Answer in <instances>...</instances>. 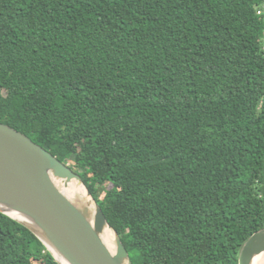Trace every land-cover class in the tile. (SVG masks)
<instances>
[{
    "label": "trees",
    "instance_id": "1",
    "mask_svg": "<svg viewBox=\"0 0 264 264\" xmlns=\"http://www.w3.org/2000/svg\"><path fill=\"white\" fill-rule=\"evenodd\" d=\"M261 9L0 0V123L80 174L132 264H239L264 228ZM0 264L59 263L0 212Z\"/></svg>",
    "mask_w": 264,
    "mask_h": 264
},
{
    "label": "water",
    "instance_id": "2",
    "mask_svg": "<svg viewBox=\"0 0 264 264\" xmlns=\"http://www.w3.org/2000/svg\"><path fill=\"white\" fill-rule=\"evenodd\" d=\"M73 180L87 189L95 202L93 211L71 200L58 184L67 187ZM3 206L22 214L31 224L13 217ZM0 212L32 230L59 264L51 247L71 264H132L118 232L114 230V251L103 240L104 230L111 226L80 174L4 123H0ZM263 252L264 228L244 243L239 264H253Z\"/></svg>",
    "mask_w": 264,
    "mask_h": 264
},
{
    "label": "bare ground",
    "instance_id": "3",
    "mask_svg": "<svg viewBox=\"0 0 264 264\" xmlns=\"http://www.w3.org/2000/svg\"><path fill=\"white\" fill-rule=\"evenodd\" d=\"M60 185L61 189L66 193V195L73 200L74 202H77L81 206H87L89 209L93 211L95 207V202L93 201L92 197L88 194L87 189L80 184L77 180H73L67 187H64L63 184L58 182ZM5 209L7 212H9L13 217L18 218L20 220H23L26 223L31 224L26 217L22 216V214L15 213L14 211L2 207ZM32 226H34L32 224ZM103 240L105 243L110 247L112 251L115 250V239H116V234L114 230L107 226L106 229L104 230V233L102 234ZM53 252L55 253L57 259L62 263V264H71L65 257H63L54 247H51ZM253 264H264V252L258 256H256L253 260Z\"/></svg>",
    "mask_w": 264,
    "mask_h": 264
},
{
    "label": "built area",
    "instance_id": "4",
    "mask_svg": "<svg viewBox=\"0 0 264 264\" xmlns=\"http://www.w3.org/2000/svg\"><path fill=\"white\" fill-rule=\"evenodd\" d=\"M263 13H264V10L262 9L258 11V14H263Z\"/></svg>",
    "mask_w": 264,
    "mask_h": 264
},
{
    "label": "rangeland",
    "instance_id": "5",
    "mask_svg": "<svg viewBox=\"0 0 264 264\" xmlns=\"http://www.w3.org/2000/svg\"><path fill=\"white\" fill-rule=\"evenodd\" d=\"M71 164V163H70Z\"/></svg>",
    "mask_w": 264,
    "mask_h": 264
}]
</instances>
